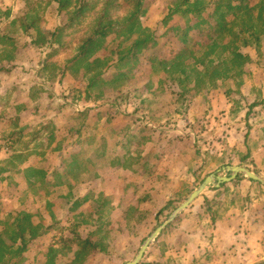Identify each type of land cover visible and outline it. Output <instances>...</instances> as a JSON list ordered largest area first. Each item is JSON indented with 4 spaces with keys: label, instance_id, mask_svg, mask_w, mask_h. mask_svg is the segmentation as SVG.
<instances>
[{
    "label": "rangeland",
    "instance_id": "rangeland-1",
    "mask_svg": "<svg viewBox=\"0 0 264 264\" xmlns=\"http://www.w3.org/2000/svg\"><path fill=\"white\" fill-rule=\"evenodd\" d=\"M175 1L179 2L144 0L142 25L155 32L156 42L119 61L115 52L128 49L133 38H108L98 56L105 68H112L88 89L85 69L74 73L68 62L99 7L58 42L36 45L23 31L20 15L39 14V29L47 35L61 18L52 5L47 0H0V168L11 154L24 156L14 159V171L0 178V212L5 221L13 210L27 205L38 211L37 221L51 226L31 244L20 264H72L76 245L61 238H75L76 233L84 238L92 234L103 249L83 264L132 262L155 230L215 171L198 167L197 160L194 169L176 168L174 157L181 150L187 161L197 148L237 151L236 159L232 155L233 161L228 160L232 166L264 178V53L252 51L253 63L242 69V75L235 78L238 73L233 72L217 86L204 82L198 88L194 79L187 86L190 91L182 95L184 89L176 87L159 62L174 59L185 45L193 49L207 43L216 36L212 27L222 13L231 20L238 10L223 3L216 12L221 0H215L200 17L181 13L166 19ZM7 36L19 39L13 53L2 43ZM10 134L20 138L13 150L3 141ZM71 154H79L78 160ZM28 168L46 171L48 187L34 179L36 188L31 189L32 171L15 173ZM218 175L232 172L222 170ZM213 187L202 196L214 192ZM259 187L264 188L260 183ZM245 188L240 182L229 190L240 197L246 195ZM170 200L179 201L177 207L163 211ZM197 214L195 205L180 213L150 244L140 264H212L207 221L200 226L205 231L203 249L195 239ZM70 226L77 228H65Z\"/></svg>",
    "mask_w": 264,
    "mask_h": 264
},
{
    "label": "trees",
    "instance_id": "trees-1",
    "mask_svg": "<svg viewBox=\"0 0 264 264\" xmlns=\"http://www.w3.org/2000/svg\"><path fill=\"white\" fill-rule=\"evenodd\" d=\"M47 1L52 5L53 11L61 17L56 29L48 31L47 35L50 38L39 29L40 22L42 21L39 14L28 15L23 13L19 18L20 22L22 21L23 31L32 37V43L36 45L58 42V38L64 32L77 27L79 21L91 13L94 7L97 10V7H99L92 25L78 41L76 55L68 62L69 65L71 64L70 69L74 73H77L79 68L83 67L85 69V75L90 77L88 89L102 81L112 68L111 65L105 68V61L98 56V53L105 49V42L108 38L114 37L117 39L124 36H128L129 40L133 38L131 46H127L128 49L121 51L122 49L120 48L115 52L121 57L119 61L124 60L130 55L136 56L142 49L148 48L156 42L155 32L142 25L141 15L144 0ZM235 1L239 2L238 6L234 4ZM216 2L215 0H179V2H172L173 6H171L170 13L166 19L181 13H190L200 17L203 12L211 8ZM223 3H226L227 9L238 11L234 13V18L231 20H225L226 14L222 13V18L217 19V24L212 27L216 36L207 38V43L198 44L193 49L189 45H185L174 59H165L159 62L161 69L169 74L176 87L184 89V93H181L182 95L190 91L187 86L194 79L195 88H198L204 82L217 86L218 81L228 79L229 75L233 74V72L238 74L232 77L236 78L242 75V69L253 63L251 52L253 51L261 56L264 53V0H221L216 6V12L223 6ZM121 10H126L127 13L115 16L114 13ZM136 35L138 37H135ZM5 38V41L2 40V43L10 45L12 49L9 53H13L19 45V39L9 36ZM200 47H202V50L196 51V48ZM6 59L10 60L11 57L9 56ZM87 92L89 93V90ZM84 114L86 113H81L80 115ZM78 132L76 131L75 133ZM16 136L17 134H10L3 138L9 150H13V146L20 139L18 136L16 138ZM39 155L42 156L44 154ZM76 155L71 154V157L78 160L79 154ZM17 158L23 159L24 156L21 154H11L10 158L5 160L4 167L0 168L1 179H3V174L14 171L15 164L13 160ZM25 162L26 160L22 163ZM28 169H17L15 173L20 174L32 171L35 177L28 178V184L31 189L36 188L37 182H34V179H39L38 181L42 184L41 187H48L50 182H47L46 171L42 168ZM241 178L243 177L238 176L234 181H238ZM250 181L255 182L253 180ZM226 184L228 183L222 184L221 187L226 186ZM214 189L217 188L214 187ZM178 203L179 201L170 200L162 210L172 212ZM3 205H6V202H3ZM13 213L14 215H9V218L7 220L5 218V221H3L0 212V264H8L10 262L20 264L21 258L28 251L31 244L51 228V226L45 227L42 222L37 221L38 211L33 212L27 205L13 210ZM65 228H77V226ZM75 235V238H61L65 243L71 244V247L72 244L76 245L73 255L74 259L70 263L83 264L89 256L94 257L97 253L103 251V249L99 248L97 242L92 239V234L91 236L89 234L86 238L78 233ZM52 251L55 250L52 249ZM53 264H56V262H53Z\"/></svg>",
    "mask_w": 264,
    "mask_h": 264
},
{
    "label": "crops",
    "instance_id": "crops-1",
    "mask_svg": "<svg viewBox=\"0 0 264 264\" xmlns=\"http://www.w3.org/2000/svg\"><path fill=\"white\" fill-rule=\"evenodd\" d=\"M180 136L175 137L181 138ZM177 141L181 143L182 139ZM178 153L179 157L177 155L174 157L179 163L176 168L194 169L193 165L197 160L200 165L198 167L206 170L215 169L212 174L218 175L222 170L232 167V162L229 161L236 159L237 151L226 148L221 151L215 147L201 150L197 148L189 161L184 157L183 150ZM232 155L233 159L230 160ZM240 182L246 187V195L237 197V194L230 193L229 189ZM258 183L241 178L221 188L214 186L217 188L213 187L214 192L205 193L206 196H201L204 197L201 202L199 197L192 204L198 209L199 225L192 228L199 226L195 239L201 249H203L202 234L205 231H201L200 226L204 225V221L208 223L206 234L209 241L208 254L211 253L212 264H264V188L259 187ZM256 192L257 196L253 197ZM209 228H213L212 232Z\"/></svg>",
    "mask_w": 264,
    "mask_h": 264
},
{
    "label": "water",
    "instance_id": "water-1",
    "mask_svg": "<svg viewBox=\"0 0 264 264\" xmlns=\"http://www.w3.org/2000/svg\"><path fill=\"white\" fill-rule=\"evenodd\" d=\"M227 170L232 172L231 176H220L217 174H211L204 179V181L190 194L188 199L182 203L170 216V218L162 224L159 228L155 230V232L146 240L142 248L140 249L137 257L132 262H127L126 264H140L142 261L147 249L150 244L154 242L162 232L169 226L172 222L176 220L178 215L188 209L202 194L210 187H221L222 184L233 182L237 179L240 174H244L250 180L255 182H259L264 186V178L255 174L251 170L243 166H232L228 167Z\"/></svg>",
    "mask_w": 264,
    "mask_h": 264
}]
</instances>
